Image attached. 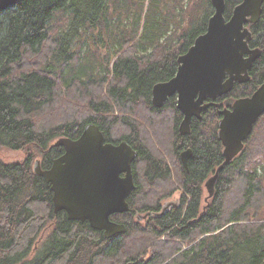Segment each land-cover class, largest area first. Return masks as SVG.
I'll list each match as a JSON object with an SVG mask.
<instances>
[{
  "label": "trees",
  "instance_id": "trees-1",
  "mask_svg": "<svg viewBox=\"0 0 264 264\" xmlns=\"http://www.w3.org/2000/svg\"><path fill=\"white\" fill-rule=\"evenodd\" d=\"M141 1L133 22L115 28L119 48L101 76L82 63L74 46L90 27L100 28L99 40L105 42L119 0H18L0 10V148L27 151L21 161L0 159V264H264V175L256 164L245 166L243 148L220 172L214 194L202 205L204 182L224 159L217 109H204L200 118H192L190 133L182 135L175 97L161 107L151 103L153 85L174 76L177 57L206 30L213 13L210 0L199 1L197 10L206 8L188 20L191 0L180 22V39L168 47L160 40L162 30L168 31L165 1H158L159 10L156 0H147L145 11ZM240 1L225 0L226 19ZM128 2L133 6L137 0ZM59 12L67 13L68 20L52 34ZM247 26L249 46L258 47L260 56L248 71V81L235 83L215 100L219 109L250 95L264 80V4L260 19ZM49 40L52 48L45 62L40 56ZM125 43L131 48L123 52ZM148 50L152 52L141 54ZM83 67L87 73L79 76ZM149 117L172 137V165L182 197L177 207L151 214L139 225L137 215L160 213V198L175 188L169 163L151 145L145 126H150L145 121ZM88 123L98 125L108 142L125 140L137 150L132 162L136 188L127 198L130 210L111 215L127 231L111 238L87 221L55 213L50 185L32 166L40 155L41 168H49L63 153L54 141L77 138ZM187 148L192 154L185 168L179 154Z\"/></svg>",
  "mask_w": 264,
  "mask_h": 264
},
{
  "label": "water",
  "instance_id": "water-1",
  "mask_svg": "<svg viewBox=\"0 0 264 264\" xmlns=\"http://www.w3.org/2000/svg\"><path fill=\"white\" fill-rule=\"evenodd\" d=\"M17 1L0 0V10ZM210 3L213 13L206 30L177 57L174 76L155 83L151 90V103L156 107L175 96L182 114L178 126L182 135L190 133L192 118H200L204 109L210 105L217 109V137L224 159L204 182L205 201L214 194L220 172L243 150L255 123L264 114V80L250 95L235 99L229 107L219 109L215 103L235 83L250 79L248 71L261 51L249 46L252 34L247 25L260 19L264 0H241L228 19L224 17L225 0ZM53 144L62 147L63 153L46 169L35 160L33 170L50 185L54 212L64 211L69 220L87 221L106 238L125 233L126 226L113 221L111 215L130 210L127 198L136 188L132 162L137 150L125 140L108 142L105 132L94 123L86 124L77 138L60 137ZM191 154V148L179 154L185 168ZM167 206L164 204L155 214H162ZM151 214H139L137 219Z\"/></svg>",
  "mask_w": 264,
  "mask_h": 264
},
{
  "label": "rangeland",
  "instance_id": "rangeland-1",
  "mask_svg": "<svg viewBox=\"0 0 264 264\" xmlns=\"http://www.w3.org/2000/svg\"><path fill=\"white\" fill-rule=\"evenodd\" d=\"M128 1L129 0H119V2H117L116 14L113 15L114 21L116 22H113V26L111 27L109 34L104 36L105 42H101L99 40L102 35L101 29L90 27L82 32L80 39L76 42L74 46L75 53L77 52L80 53L79 55L80 58L82 59V63H85L87 68H93L92 71L96 73L97 76H101V73L106 71L105 67L107 65L108 60H110L109 65L111 67L114 57V51L119 48V45L115 44L116 37L118 36L117 29L115 28L116 27L122 28L124 26H129L131 22H133L134 18L137 16V13L141 7V2H142L141 0H137V3L133 4V6H132V2H128ZM158 1L160 0H156L158 4L157 5L158 9L160 10V2ZM162 1H165V6L167 9H169L167 13L168 31L166 32L162 30V35L160 40L161 42H165V45L168 47L171 43L176 44V42L180 39L178 38L179 33L181 31L180 22L183 18L184 11H187L190 5L191 0H162ZM199 1L201 0H192L193 6L189 12L188 20L190 19V17L196 18L206 8V6L203 5L199 10H197L196 7ZM146 6H147V0H145L143 4L144 11L146 9ZM126 9H130V10L126 11ZM67 15L68 14L64 12H59L55 14L51 23L52 29L50 31L52 32V34H55V32L58 29H62L65 27L68 20ZM162 16H164V14H162ZM51 48H52L51 41L49 40L48 43L43 47L42 55L40 56V59H42V61L46 62L49 59ZM130 48L131 46L125 43L123 46V52ZM151 52L152 51L148 50V52L141 54L147 55L150 54ZM141 54L139 53L138 55ZM86 67H83L82 72H79V76L87 73V71H85ZM62 99L64 98L62 97ZM151 119L152 117H149L147 120H145L146 122L150 123V126H147L142 121L140 122L145 124L147 128L148 134L151 139L150 141L151 145H153L152 147H154L159 153H161V155H163L164 158L169 163L172 173V179L170 180V182H172V185L175 187L170 195L168 196L165 195L160 198V203L161 206L162 204L169 202L176 203L178 205L180 204L181 201L182 189L178 182L177 169L175 168L174 165H172L175 157L173 151V144L171 141L172 137L169 136L170 134L168 131H166L165 133L162 128H156L154 124L151 122L153 121ZM154 119L156 122H162L155 117ZM156 126H159V124L156 123ZM170 126H168L169 129ZM251 134H252L251 140H248L244 147V151L246 153L245 166L252 168L256 164L259 173L264 175V116L261 117L257 126L255 127V129ZM26 153H27L26 150H11L2 147L0 148V159L4 162L21 161L26 156ZM35 160H39L41 162V156L37 155L36 157H34V159L32 160V166L34 165ZM149 193L154 197L156 196V199L159 198L158 192H156V190L149 191ZM206 196H207V190L205 186H203L202 198H201L202 205L205 204L204 198ZM133 218H134L133 222L138 221L137 223H139V225H145L147 221V220H137L135 218V215ZM38 236L36 239L40 238Z\"/></svg>",
  "mask_w": 264,
  "mask_h": 264
},
{
  "label": "flooded vegetation",
  "instance_id": "flooded-vegetation-1",
  "mask_svg": "<svg viewBox=\"0 0 264 264\" xmlns=\"http://www.w3.org/2000/svg\"><path fill=\"white\" fill-rule=\"evenodd\" d=\"M164 204H167V203H164ZM164 204H162V205H164ZM178 205H179V204H178ZM178 205H177L176 203H171V202H169V203H168V206H167V209H169V208H171V207H177ZM161 209H162V206H161ZM161 209H160V210H161ZM167 209H166V210H167ZM166 210H165V211H166ZM165 211H164V212H165Z\"/></svg>",
  "mask_w": 264,
  "mask_h": 264
},
{
  "label": "bare ground",
  "instance_id": "bare-ground-1",
  "mask_svg": "<svg viewBox=\"0 0 264 264\" xmlns=\"http://www.w3.org/2000/svg\"><path fill=\"white\" fill-rule=\"evenodd\" d=\"M163 206V205H162ZM155 214V213H154Z\"/></svg>",
  "mask_w": 264,
  "mask_h": 264
}]
</instances>
